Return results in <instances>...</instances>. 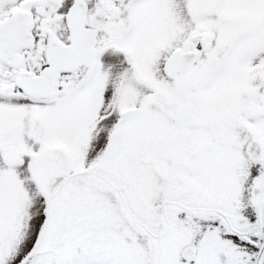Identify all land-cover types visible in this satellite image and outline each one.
I'll list each match as a JSON object with an SVG mask.
<instances>
[{"label":"snow or ice","instance_id":"6c2138e0","mask_svg":"<svg viewBox=\"0 0 264 264\" xmlns=\"http://www.w3.org/2000/svg\"><path fill=\"white\" fill-rule=\"evenodd\" d=\"M0 264H264V0H0Z\"/></svg>","mask_w":264,"mask_h":264}]
</instances>
